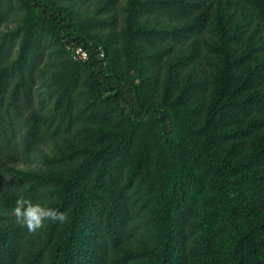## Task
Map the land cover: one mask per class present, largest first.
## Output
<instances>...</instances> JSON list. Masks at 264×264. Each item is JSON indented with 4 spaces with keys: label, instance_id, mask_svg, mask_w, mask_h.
I'll return each mask as SVG.
<instances>
[{
    "label": "trees",
    "instance_id": "16d2710c",
    "mask_svg": "<svg viewBox=\"0 0 264 264\" xmlns=\"http://www.w3.org/2000/svg\"><path fill=\"white\" fill-rule=\"evenodd\" d=\"M119 2L0 0V264H264V0Z\"/></svg>",
    "mask_w": 264,
    "mask_h": 264
},
{
    "label": "clouds",
    "instance_id": "9594fccd",
    "mask_svg": "<svg viewBox=\"0 0 264 264\" xmlns=\"http://www.w3.org/2000/svg\"><path fill=\"white\" fill-rule=\"evenodd\" d=\"M16 222L26 227L29 232L40 229L45 221L63 223L67 216L64 212L50 207H45L40 203H34L24 198H17L13 209Z\"/></svg>",
    "mask_w": 264,
    "mask_h": 264
},
{
    "label": "rangeland",
    "instance_id": "374dc122",
    "mask_svg": "<svg viewBox=\"0 0 264 264\" xmlns=\"http://www.w3.org/2000/svg\"><path fill=\"white\" fill-rule=\"evenodd\" d=\"M125 1L126 0H120L118 6L116 8V12H117L118 19H119V25H118L117 29L120 28V24L122 23V16H123L122 6L124 5ZM93 11H94V6L93 5H85V6L83 5V6H81V12H82L83 16H85L87 13L92 15ZM19 18H20V13L17 10V7L15 6L13 8V10L9 11L6 20L4 21V23L1 26L0 32L3 33V32L9 31L10 29H13L19 23V20H20ZM109 29L110 28H106V29H103V31H100V32L101 33L102 32H107ZM97 31H99V30H97ZM35 88H37V86ZM34 105H36L39 108L42 107V104H41V102H39L38 98H36V101H35ZM37 164H38L37 161H31V160H27V159H23L20 162V166L22 168L35 167V166H37Z\"/></svg>",
    "mask_w": 264,
    "mask_h": 264
},
{
    "label": "built area",
    "instance_id": "2783aa9c",
    "mask_svg": "<svg viewBox=\"0 0 264 264\" xmlns=\"http://www.w3.org/2000/svg\"><path fill=\"white\" fill-rule=\"evenodd\" d=\"M67 48L73 60L86 61L89 59V51L84 46L76 45L73 43V44H68ZM97 51L99 52L102 58L106 57V50L102 45H99L97 47Z\"/></svg>",
    "mask_w": 264,
    "mask_h": 264
}]
</instances>
